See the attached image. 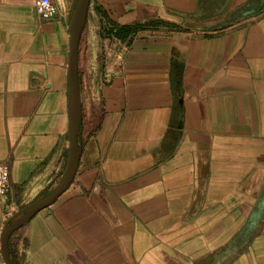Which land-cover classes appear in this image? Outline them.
<instances>
[{
    "label": "crops",
    "instance_id": "1",
    "mask_svg": "<svg viewBox=\"0 0 264 264\" xmlns=\"http://www.w3.org/2000/svg\"><path fill=\"white\" fill-rule=\"evenodd\" d=\"M35 1L0 0V235L70 147L78 0L51 19ZM263 1L91 0L78 170L13 232L15 264H264Z\"/></svg>",
    "mask_w": 264,
    "mask_h": 264
},
{
    "label": "water",
    "instance_id": "2",
    "mask_svg": "<svg viewBox=\"0 0 264 264\" xmlns=\"http://www.w3.org/2000/svg\"><path fill=\"white\" fill-rule=\"evenodd\" d=\"M91 0H78L70 22V52L68 66V136L69 152L65 169L53 190L42 195L15 212L4 225L0 235V252L5 264H15L9 240L14 231L30 221L41 209L51 205L72 184L83 150L81 124L83 119L80 83L79 50L86 26ZM264 6V1L262 7Z\"/></svg>",
    "mask_w": 264,
    "mask_h": 264
},
{
    "label": "built area",
    "instance_id": "3",
    "mask_svg": "<svg viewBox=\"0 0 264 264\" xmlns=\"http://www.w3.org/2000/svg\"><path fill=\"white\" fill-rule=\"evenodd\" d=\"M35 11L41 19H51L58 13V7L54 0H36ZM82 40L79 50V64L82 61ZM88 53V52H87ZM86 67L83 71L82 82L85 88H91L93 78L96 74V59L92 51L86 55ZM79 65V66H80ZM93 97V96H92ZM10 168L6 163H0V199L7 202L11 195Z\"/></svg>",
    "mask_w": 264,
    "mask_h": 264
},
{
    "label": "rangeland",
    "instance_id": "4",
    "mask_svg": "<svg viewBox=\"0 0 264 264\" xmlns=\"http://www.w3.org/2000/svg\"><path fill=\"white\" fill-rule=\"evenodd\" d=\"M82 50H83V53H82V65H80V66H82V70H85V67H86V60H87V54H89V51L87 50V42L86 41H84L83 42V44H82ZM87 51H88V53H87ZM3 264H5V263H3Z\"/></svg>",
    "mask_w": 264,
    "mask_h": 264
}]
</instances>
